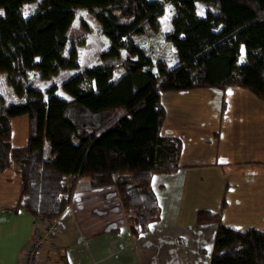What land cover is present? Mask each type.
<instances>
[{
    "label": "trees",
    "instance_id": "obj_1",
    "mask_svg": "<svg viewBox=\"0 0 264 264\" xmlns=\"http://www.w3.org/2000/svg\"><path fill=\"white\" fill-rule=\"evenodd\" d=\"M70 2L91 5L101 17L109 46L99 59L117 58L123 48L127 57L77 71L66 37ZM164 2L173 5L167 39L177 64L154 73L134 37L157 31ZM195 3L214 11L200 17ZM21 6L0 0V72L16 97L25 95L0 105V173L12 168L19 179L11 212L55 219L75 178L91 188L113 185L123 205L151 201V176L174 173L181 147L178 138L160 134V93L238 87L264 105V0H40L27 16ZM61 69L76 70L60 86L68 100L54 94V85L45 99L24 85L28 71L45 79ZM18 116L26 117V138L12 146L10 120ZM208 264H264V231L216 227Z\"/></svg>",
    "mask_w": 264,
    "mask_h": 264
},
{
    "label": "crops",
    "instance_id": "obj_2",
    "mask_svg": "<svg viewBox=\"0 0 264 264\" xmlns=\"http://www.w3.org/2000/svg\"><path fill=\"white\" fill-rule=\"evenodd\" d=\"M159 101L160 134L180 141L178 169L153 174L140 207L123 205L113 185L79 178L46 264H208L216 227L264 231L262 102L238 87ZM18 186L14 169L0 173V264H16L30 240L32 217L10 211Z\"/></svg>",
    "mask_w": 264,
    "mask_h": 264
},
{
    "label": "rangeland",
    "instance_id": "obj_3",
    "mask_svg": "<svg viewBox=\"0 0 264 264\" xmlns=\"http://www.w3.org/2000/svg\"><path fill=\"white\" fill-rule=\"evenodd\" d=\"M39 2L40 0H22V15L27 16L34 11ZM68 7L73 10L74 18L66 31V37L70 42V46H73L76 52L77 71L97 63L103 65L113 64L127 57V51L123 48L120 49L117 58L108 57L99 59V55L107 51L109 45L108 40L102 32L101 17L97 10L91 5L79 6L72 2L68 3ZM207 11L212 12L214 9L205 4H194V12L196 15L203 17ZM173 13V5L170 2H164L161 7V13L156 17L158 24L157 31H148L145 34L134 37V44L142 51L144 57L150 61L151 69L154 73H156L158 66H162L164 70H168L177 64L174 47L167 39V36L171 34L172 31L171 18ZM1 14L2 12L0 10V15ZM131 58L134 59L135 56L132 55ZM242 60L243 50L240 48L238 62L241 63ZM75 72L76 70L61 69L58 70L56 74L41 79L35 71H28L23 81L25 86H31L40 91L44 99L46 98V94L43 92L50 85L55 86V95L69 99L60 89V86ZM120 74L121 72L118 70L112 74V78L116 79ZM23 99H25V95L16 97L12 93L10 86L5 83V74L0 72V105L19 103L22 102ZM10 126L11 145H23L26 138V117L18 116L11 118ZM73 195L74 191L72 193V196ZM45 254L46 252L44 255Z\"/></svg>",
    "mask_w": 264,
    "mask_h": 264
},
{
    "label": "built area",
    "instance_id": "obj_4",
    "mask_svg": "<svg viewBox=\"0 0 264 264\" xmlns=\"http://www.w3.org/2000/svg\"><path fill=\"white\" fill-rule=\"evenodd\" d=\"M77 179L78 178H75L72 189L75 188ZM73 191L74 189L69 193L68 204L55 219H32L30 240L22 251L16 264H46V261L44 260V253L46 249H48V246L51 245V238L53 237V235H56L61 229L59 225L60 218L64 213L70 210V202L72 199Z\"/></svg>",
    "mask_w": 264,
    "mask_h": 264
}]
</instances>
